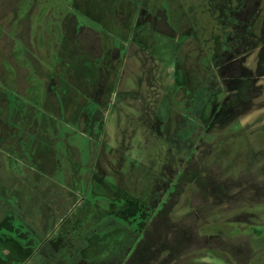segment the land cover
Wrapping results in <instances>:
<instances>
[{"label": "rangeland", "instance_id": "374dc122", "mask_svg": "<svg viewBox=\"0 0 264 264\" xmlns=\"http://www.w3.org/2000/svg\"><path fill=\"white\" fill-rule=\"evenodd\" d=\"M263 22L264 0H0V264H264Z\"/></svg>", "mask_w": 264, "mask_h": 264}, {"label": "trees", "instance_id": "16d2710c", "mask_svg": "<svg viewBox=\"0 0 264 264\" xmlns=\"http://www.w3.org/2000/svg\"><path fill=\"white\" fill-rule=\"evenodd\" d=\"M261 40H262V46L264 48V22H263L262 29H261ZM260 65L263 66L262 63ZM240 89H241V87H240ZM241 95H244V91L241 94L238 93V98L241 97ZM227 100H229V98ZM230 111H231V104H229L228 102H225L222 105V108L214 116L211 124L214 125V124H218V123L223 122L225 120V118L228 117V113H230ZM179 193L180 192L178 190L177 193L174 194V196H179ZM172 205H167V206L163 205V208L160 210V212L158 214L160 220L165 221L168 219V216L170 214V209H171L170 207ZM183 240H184L183 235H179L177 238L175 237V244L178 245L179 243L183 242Z\"/></svg>", "mask_w": 264, "mask_h": 264}]
</instances>
